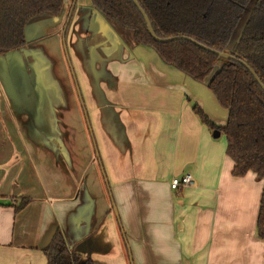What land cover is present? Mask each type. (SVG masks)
<instances>
[{"label":"crops","instance_id":"1","mask_svg":"<svg viewBox=\"0 0 264 264\" xmlns=\"http://www.w3.org/2000/svg\"><path fill=\"white\" fill-rule=\"evenodd\" d=\"M44 26L70 51L67 97L39 77ZM31 34V48L0 56V264H47L57 230L95 264H264V179L234 177L226 138L193 112L197 103L218 126L228 121L206 85L136 45L90 0H65L60 16L32 20ZM71 108L90 139L82 125L71 132ZM186 174L193 184L173 190Z\"/></svg>","mask_w":264,"mask_h":264},{"label":"trees","instance_id":"2","mask_svg":"<svg viewBox=\"0 0 264 264\" xmlns=\"http://www.w3.org/2000/svg\"><path fill=\"white\" fill-rule=\"evenodd\" d=\"M92 7L119 31L130 33L136 45L155 51L163 63L204 84L228 111L225 126H218L196 103L193 112L210 131L227 141L233 176L253 173L264 179V91L238 60L248 64L264 85V0H257L237 42L233 36L252 0H136L160 39L186 37L236 60L221 58L186 40H153L146 22L131 0H90ZM65 0H0V56L24 49L29 23L45 15L62 14ZM69 28V26H68ZM29 200L22 199L16 211ZM257 234L264 240V189ZM47 264H95L68 248L57 230L44 251Z\"/></svg>","mask_w":264,"mask_h":264},{"label":"rangeland","instance_id":"3","mask_svg":"<svg viewBox=\"0 0 264 264\" xmlns=\"http://www.w3.org/2000/svg\"><path fill=\"white\" fill-rule=\"evenodd\" d=\"M254 2L255 0H252L251 4L249 5V8L245 12L233 36L232 43H235L238 40L239 33L243 29L248 19L250 10ZM30 30L32 31V28ZM40 35H42L43 39L40 42L42 43V48L39 50L38 58H41L42 65L45 67L46 71L42 73V75L40 74L39 77L45 83H47L48 81H51L52 83H56L61 93L62 92L65 93V97H67L68 92L66 90V84L68 85V87L70 86V88L74 87L73 85L75 84V80L73 76V74L75 73L73 68L74 65L72 64L73 62L71 61L70 51L68 53V49L66 45L65 46L63 45L61 47L59 45V41L54 40L56 39V37L50 28H45L44 32L41 33ZM33 41L34 40L31 34L28 38V44L24 49H27L28 47L31 48L32 45L36 43V42L33 43ZM12 77H14V75ZM1 87H0V98L3 96ZM81 125L83 126L82 130H81ZM75 130H77V132H80V130L81 132H85L86 130L87 132L86 136L88 138L90 137L88 128H86L85 118L83 117L81 110L77 111V109L75 110V108H71V132H76ZM78 144L83 146L84 145L83 139L79 140ZM117 214L119 216L118 212Z\"/></svg>","mask_w":264,"mask_h":264},{"label":"water","instance_id":"4","mask_svg":"<svg viewBox=\"0 0 264 264\" xmlns=\"http://www.w3.org/2000/svg\"><path fill=\"white\" fill-rule=\"evenodd\" d=\"M133 2V4L136 6V8L139 10V12L141 13V15L143 16L145 22H146V25H147V29H148V32L150 33L151 37L153 38L154 41L156 42H160V43H168L170 41H174V40H186L192 44H194L195 46L201 48V49H204L208 52H211V53H214L216 54L217 56L221 57V58H225V59H228V60H236L235 58H233L231 56V54L229 53H219V52H216V51H213L199 43H197L196 41L192 40V39H189V38H186V37H175V38H170V39H160L156 36V34L154 33L153 31V28L150 24V21L148 19V17L146 16L145 12L142 10V8L140 7V5L138 4V2L136 0H131ZM75 4H76V1L74 2V5L72 7V10H71V14L69 15V18L67 20V24L65 26V30H64V34H63V37H65V33L67 31V28H68V25L70 23V20H71V16H72V13L74 11V7H75ZM241 36V34H240ZM27 39V38H26ZM28 42V41H27ZM65 46V45H64ZM66 48V47H65ZM22 50V49H21ZM20 51V50H19ZM17 52V51H16ZM11 53H14V52H11ZM10 54V53H8ZM7 55V54H6ZM5 56V55H3ZM239 63H241L245 68H247L249 70V72L252 74V76L255 78V80L257 81V83L260 85V87L262 88V90L264 91V85L262 84V82L260 81V79L258 78V76L256 75V73L253 71V69H251L248 64H246L245 62L241 61V60H238ZM92 133V132H91ZM221 135V133L219 131H214L213 133V136L214 138H219ZM115 210V208H114ZM116 212V210H115ZM117 214V212H116Z\"/></svg>","mask_w":264,"mask_h":264},{"label":"built area","instance_id":"5","mask_svg":"<svg viewBox=\"0 0 264 264\" xmlns=\"http://www.w3.org/2000/svg\"><path fill=\"white\" fill-rule=\"evenodd\" d=\"M193 184V179L190 174H186L180 178H175L171 182V188L173 190H179L183 187H188Z\"/></svg>","mask_w":264,"mask_h":264},{"label":"flooded vegetation","instance_id":"6","mask_svg":"<svg viewBox=\"0 0 264 264\" xmlns=\"http://www.w3.org/2000/svg\"><path fill=\"white\" fill-rule=\"evenodd\" d=\"M255 1H257V0H255ZM251 2H252V1H251ZM254 4H255V2H254ZM254 4H253V6H254ZM253 6H252V8H253ZM252 8H251V10H252ZM251 10H250V12H251ZM249 14H250V13H249ZM239 38H240V37H239ZM238 40H239V39H238ZM238 40H237V41H238ZM237 41H236V42H237ZM233 44H234V43H233Z\"/></svg>","mask_w":264,"mask_h":264}]
</instances>
